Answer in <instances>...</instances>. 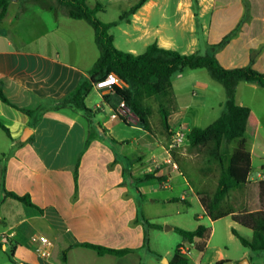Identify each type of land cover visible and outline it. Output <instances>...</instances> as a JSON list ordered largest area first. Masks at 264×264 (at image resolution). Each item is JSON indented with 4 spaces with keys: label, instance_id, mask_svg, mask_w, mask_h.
Listing matches in <instances>:
<instances>
[{
    "label": "crops",
    "instance_id": "obj_1",
    "mask_svg": "<svg viewBox=\"0 0 264 264\" xmlns=\"http://www.w3.org/2000/svg\"><path fill=\"white\" fill-rule=\"evenodd\" d=\"M17 1H10L0 20V88L12 103L36 109L40 98L59 99L73 90L81 76L87 77L98 57V50L93 34L90 35L86 25L81 23L83 20L71 19L69 23L58 19L59 11L66 13L55 0L39 3L24 0L20 4ZM105 1L108 0H85V3L90 8L98 6L96 14H101L105 10ZM211 2L213 0H197L199 17L211 7ZM190 7L191 0L146 1L128 21L123 22L125 27L121 34L128 45L127 52L140 54L137 49L143 52L152 42L173 49L174 40L167 35L175 33V30L166 27L178 25L184 11L190 13L192 20L194 16ZM261 9L264 11V2ZM27 13L35 19L32 23L36 25L34 33L14 24L23 21L21 17ZM251 24L246 23L244 27L245 44L234 49L238 55L244 54L240 55L246 61L244 66L249 64L250 56L259 58L262 68L258 71L264 72V49L256 50L255 46L249 45L257 41L256 35L254 38L247 35ZM261 26V42H264V15ZM116 27L120 39V22L112 28ZM112 28L109 33L117 48L115 37L110 32ZM256 65L257 62L252 67L255 69ZM94 90L93 87L84 99L90 120L71 107L50 108L40 117L38 124L31 127L25 114L0 102V122L9 132V137L2 130L3 135H0V176L3 170L4 188L18 195L28 194L32 203L41 209L25 206L10 198H0V237L6 239L5 242L0 239V244L2 249L8 247L11 250L12 257L5 264H71L74 260L76 264H85L84 257L97 264H104V260L110 261L109 264H141L138 251L147 242L146 229L152 228L141 225L138 213L148 219L152 217V212H148L150 207L155 213L157 210L153 208L165 212L169 202L176 200L184 205L187 201L196 202L203 212L198 194L194 193L199 190L178 179L179 175L162 163L163 150L152 149L137 140L132 154L135 156L123 157L128 166L120 165L116 157L105 154L111 149L100 134L93 133L92 117L104 131V137L109 136L111 144L116 146L120 139L111 133L117 122L129 127L138 123L130 112L121 113L123 119H120L117 115L119 104L111 92L99 90L96 92L97 103L90 106L88 99ZM104 94L109 96L108 102L103 101ZM237 105L246 104L238 102ZM114 114L117 116L111 118ZM27 128L31 132L26 131ZM142 132L139 139L147 134ZM137 161H142L143 165L139 166ZM76 164L77 178L74 182ZM152 168L157 179L137 180L142 172L150 173ZM135 173L137 177H132ZM124 176L133 180L137 196L130 193L127 186L131 187L132 183L127 184ZM163 182H167V186L161 187ZM173 189H177V196L172 194ZM164 190H168L169 195L162 194ZM198 225L200 222L196 227ZM160 226L162 231L169 227L166 222ZM236 231L240 234L238 229ZM35 235H42L50 242L48 257L34 251L36 244L31 243L30 238ZM90 237L93 240H89ZM208 241L202 252L203 262L224 261L222 252L209 250ZM83 242L133 251L123 256L99 255L92 249L77 245ZM132 242L136 244H129ZM148 250L152 253L149 247ZM151 253L148 264H156L152 261L156 255ZM158 256L159 261L164 258L163 255Z\"/></svg>",
    "mask_w": 264,
    "mask_h": 264
},
{
    "label": "rangeland",
    "instance_id": "obj_2",
    "mask_svg": "<svg viewBox=\"0 0 264 264\" xmlns=\"http://www.w3.org/2000/svg\"><path fill=\"white\" fill-rule=\"evenodd\" d=\"M23 1L24 0H18L17 3L20 4ZM33 1L37 3L42 2V0ZM135 1L136 0L105 1L104 13L96 14V17L100 21H116L119 15ZM263 2L264 0H213V2H211V7L209 6L201 17L198 16L199 6L197 4L195 8L197 17H193L191 20L190 13L184 11L185 13L181 16L178 25L166 27L172 31L175 30V33L171 32L167 36L173 38V49L180 53H203L212 50L217 60L224 68L244 66L246 61H244V57H240V55L244 54L238 55L239 53L235 52L236 49L234 48L245 44L244 40L247 36H245L244 27L246 23L251 24L254 22L248 26L247 35L249 37L253 36V38L254 35H256L257 41H253L249 45L255 46L256 50L264 49V42H261L260 35L262 28L261 18L264 15V11L261 9ZM190 8L192 10V7ZM29 13H31V10ZM29 13L21 17L23 21H18V23L16 22L14 24L18 26L17 28H29V32L34 33L36 25L32 23L35 19L31 18ZM130 17L131 16L128 18ZM58 19L61 21H68L69 23L72 21L67 15L60 11L58 13ZM124 22H126V20ZM81 23L86 25L87 31L92 35L93 32L91 27L85 21ZM124 27L125 24L120 22V39L117 27L112 28L110 32L115 37L117 49L127 52L128 45L121 34V29ZM68 32L71 33V31ZM226 35H229V37L221 43L223 37ZM137 52L141 53L142 49H137ZM249 59L248 65L252 67V65L257 62L255 69L259 70L262 68L259 58L250 56ZM96 92H99V90H94L88 99L92 107L97 103ZM235 99L237 100V104L238 102L244 103L246 104L244 106L250 108L254 112L258 120V125L255 132L245 136L244 148L250 153L252 159V166L248 178L241 187L228 192L221 205V211L230 214L262 210L264 207V201H261L259 196V187L261 184H263L264 189V89H261L253 83H240L236 88ZM224 100L225 94L223 88L218 83L211 80L204 69L184 70L181 74H177L173 77L172 86L165 96L159 98H142L141 103L148 108L150 112L148 116L149 131H145L147 134H144L142 138L139 139L140 135L143 133V129L139 124H133V127H129L121 121H118L116 128H112L113 131L111 134L115 136V138L120 139V144L117 146L113 145L110 142V137H104V131L98 127L97 121L92 117L91 123L93 133L100 134L101 137L107 141L106 144L111 150L106 152V155L114 156L120 162V165L128 166L123 157L135 156L132 154L137 140L138 143L142 141L146 146H150L152 149L163 150L168 146L177 126L181 124L185 137L191 128H203L207 126L217 118L223 110ZM160 105L169 113L170 130L164 129L161 125L159 115ZM83 115L84 118L90 120L89 116ZM0 135H3L1 129ZM237 144L238 140L229 142L224 140L222 142L220 153L223 155V161L222 164L219 165L215 160L207 156L205 149L191 148L185 139L183 144L178 147L175 146L171 151L172 160L177 164L181 175L175 170L174 173L175 175H179L177 176L178 179H183L185 182H188L192 188L195 187L199 190L198 192H194L196 195L198 194V199L202 197H211L216 188L219 173L228 165L230 155L237 147ZM129 153L130 155H128ZM138 165L142 166L143 162H138ZM136 173L132 177H137ZM140 175H144V172ZM123 178L128 181L127 184L132 183V186L130 187L128 185L127 188L132 195L137 196L135 189L136 185L133 183V180L126 176ZM164 184V187L167 186V182H164ZM176 190L177 189H173L172 194L174 196H177L175 195ZM161 193L169 195L168 190H164ZM1 197L2 189L0 181V198ZM167 207L168 210L165 212L159 210V208H153L154 211L157 210V214L151 211L152 207H150L148 212H152V217L147 220L157 225H162L166 222L169 226H174L186 231L194 230L196 224L200 222L201 225H206L211 228L212 233L208 241L209 250L212 251L213 249H217L222 252L225 259L223 264H264V250L251 251L246 249L242 247L239 241L231 234V229H238L240 234L246 239L251 237L249 230L233 223L229 216L219 218L210 223L204 210L203 213L196 202L191 203L187 201V204L184 205L179 200H176L169 202ZM159 213H163L166 216H160ZM198 216H201V218H198ZM141 225L144 227L142 222ZM145 236L147 242L144 248L138 251L141 257V264L149 263L148 255L151 252L148 250V247L152 251L151 254L155 253L154 255L160 254L164 256L160 261L158 259L160 257L156 256V258H152L154 263L168 264L173 256L174 250L181 243L180 236L171 230L162 231L154 228L149 230L146 229ZM89 240H93V237H90ZM129 244L136 243L132 242ZM183 248L184 249L181 250L180 253L182 258L187 260L186 264H208L203 262L204 257L202 252H197L188 245ZM11 258V250L8 247L2 249L1 246L0 264L7 263L8 259L11 260ZM84 261L85 264H97V262H93L89 257H84ZM103 263L109 264L110 261L104 260ZM15 264L19 263L15 262ZM71 264H76L75 260L71 262Z\"/></svg>",
    "mask_w": 264,
    "mask_h": 264
},
{
    "label": "trees",
    "instance_id": "obj_3",
    "mask_svg": "<svg viewBox=\"0 0 264 264\" xmlns=\"http://www.w3.org/2000/svg\"><path fill=\"white\" fill-rule=\"evenodd\" d=\"M10 1L0 0V20L4 16ZM55 1L64 8L70 19L83 20L92 28L94 44L98 50L97 59L87 72V77L81 76L73 90L59 99L40 98L38 107L29 109L12 103L0 88V102L25 114L30 119L31 127L36 126L40 117L50 108L71 107L88 116L90 111L85 107L84 99L97 82L103 80L108 74H114L122 82V85H113L112 97L117 100L118 104L123 102L127 111L136 117L139 126L148 132L150 112L141 103L142 98L163 97L171 88L172 79L175 75L181 74L184 70L204 69L210 79L218 83L224 90L223 110L207 126L191 128L186 136L188 145L191 148L205 149L207 156L221 165L223 161V155L220 153L222 141L238 140V144L230 155L228 165L220 171L213 194L208 198H200L199 203L211 221L229 216L232 222L250 231L251 237L246 239L235 229H231V234L242 247L251 251L264 250V207L262 210L235 214L221 211L222 202L228 192L241 187L248 178L252 165L251 155L244 148L245 136L255 132L258 125L257 117L250 108L236 104V88L240 83H253L264 89V72H260L250 65L224 68L212 50L203 53L183 54L173 49L160 47L156 42L148 44L144 51L137 55L117 49L114 46L113 37L109 33L110 28L115 27L118 22L128 21L127 18L133 15L148 0H137L119 16L117 21L109 23L100 21L96 17L98 6L90 8L85 0ZM196 5L197 1L191 0L194 17H197ZM228 37L229 35L223 37L221 43L227 40ZM102 99L104 102H108L109 96L104 94ZM117 115L120 119H123L121 113H117ZM159 115L162 127L169 130V113L162 105L159 106ZM0 129L9 137L8 129L1 122ZM77 167L76 164L73 169L74 182L77 178ZM152 179H157L155 172L137 178V180ZM1 189L3 198H10L25 206L41 210L32 203L28 194L18 195L5 190L3 170ZM259 189L260 199L264 201L263 184L260 185ZM138 218L142 224L150 228H162L160 225L150 223L140 213H138ZM167 229L175 232L181 238V243L174 250L168 264H186L187 260L182 258L180 250L188 245L197 252H203L211 235V228L204 225H198L192 231L174 226H169ZM77 245L92 249L99 255L123 256L133 251V249L128 248L114 249L87 242L78 243ZM223 263L224 261L220 260L214 264Z\"/></svg>",
    "mask_w": 264,
    "mask_h": 264
},
{
    "label": "built area",
    "instance_id": "obj_4",
    "mask_svg": "<svg viewBox=\"0 0 264 264\" xmlns=\"http://www.w3.org/2000/svg\"><path fill=\"white\" fill-rule=\"evenodd\" d=\"M113 85L116 86H121L122 82L114 75V74H108L103 80L97 82L94 85V88L100 90V91H108L111 92ZM126 113L128 112L127 109L125 108L123 102L119 103V113ZM117 115H111V118H115ZM186 139L185 137V133L183 131L182 126L179 125V127H177L176 130H174L173 132V136L172 139L170 140V142L168 143V146L163 149V153H164V158L162 163L169 165L171 167L172 170H175L178 172V174L181 175V173L178 170V166L177 164L172 160L171 157V151L175 146H180L181 144H183L184 140ZM154 168V167H153ZM152 169H149V172L153 171ZM164 182L161 183V187H164ZM0 239L2 241L5 242V237H0ZM31 243L36 244L34 251L42 256V257H48L50 255L49 252V247H50V242L48 241V239L42 235H35L32 236L30 238ZM183 250V249H181ZM180 250V252H181Z\"/></svg>",
    "mask_w": 264,
    "mask_h": 264
},
{
    "label": "water",
    "instance_id": "obj_5",
    "mask_svg": "<svg viewBox=\"0 0 264 264\" xmlns=\"http://www.w3.org/2000/svg\"><path fill=\"white\" fill-rule=\"evenodd\" d=\"M26 131H29V132H31V129L27 128V129H26Z\"/></svg>",
    "mask_w": 264,
    "mask_h": 264
}]
</instances>
